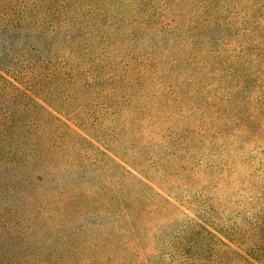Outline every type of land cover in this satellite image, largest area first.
Instances as JSON below:
<instances>
[{
	"label": "trees",
	"instance_id": "1",
	"mask_svg": "<svg viewBox=\"0 0 264 264\" xmlns=\"http://www.w3.org/2000/svg\"><path fill=\"white\" fill-rule=\"evenodd\" d=\"M128 2L108 0L102 33L120 22L123 32L149 25L133 17L143 0L127 5L124 16L110 14ZM30 6L0 0V264H264V205L226 224L210 208L190 217L133 164L106 153L87 125L70 119L71 106L84 108L90 96L107 102V93L132 86L105 77L103 67L83 69L80 55H89L93 43L48 31ZM263 8L264 0L248 7ZM249 15L238 29L249 30ZM226 20L221 26L230 32L235 25Z\"/></svg>",
	"mask_w": 264,
	"mask_h": 264
},
{
	"label": "rangeland",
	"instance_id": "2",
	"mask_svg": "<svg viewBox=\"0 0 264 264\" xmlns=\"http://www.w3.org/2000/svg\"><path fill=\"white\" fill-rule=\"evenodd\" d=\"M21 1L59 27L48 31L93 43L89 55H80L83 69L103 67L105 77L132 86L107 93V102L90 96L84 108L65 111L87 125L106 153L133 164L190 217L210 208L226 224L263 207L264 8L250 13L253 0H143L133 17L146 28L123 32L120 22L102 33L108 0ZM128 1L110 14L124 16L135 3ZM218 8L227 12L210 17ZM149 10L154 15L146 19ZM247 13L249 30L243 31L238 25ZM227 17L235 25L230 32L221 26ZM184 40L193 44L185 48ZM97 100L105 109L95 107Z\"/></svg>",
	"mask_w": 264,
	"mask_h": 264
}]
</instances>
